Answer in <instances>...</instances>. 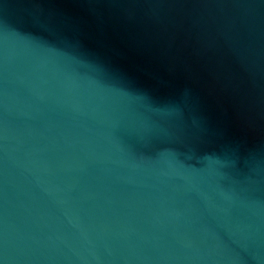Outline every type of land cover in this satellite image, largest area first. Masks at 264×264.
<instances>
[{
  "label": "water",
  "instance_id": "1",
  "mask_svg": "<svg viewBox=\"0 0 264 264\" xmlns=\"http://www.w3.org/2000/svg\"><path fill=\"white\" fill-rule=\"evenodd\" d=\"M0 264H264V0H0Z\"/></svg>",
  "mask_w": 264,
  "mask_h": 264
}]
</instances>
